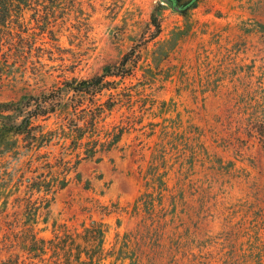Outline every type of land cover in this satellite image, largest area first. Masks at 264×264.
<instances>
[{
  "label": "rangeland",
  "instance_id": "374dc122",
  "mask_svg": "<svg viewBox=\"0 0 264 264\" xmlns=\"http://www.w3.org/2000/svg\"><path fill=\"white\" fill-rule=\"evenodd\" d=\"M2 14L0 102H57L0 141V264H264V0Z\"/></svg>",
  "mask_w": 264,
  "mask_h": 264
},
{
  "label": "trees",
  "instance_id": "16d2710c",
  "mask_svg": "<svg viewBox=\"0 0 264 264\" xmlns=\"http://www.w3.org/2000/svg\"><path fill=\"white\" fill-rule=\"evenodd\" d=\"M171 2V6H176L178 11L182 14L195 7L197 0H169ZM26 2V0H0V13L9 12L16 4L20 5ZM158 9V5L154 6L153 11L150 14V24L154 26L153 37L159 34L160 32V24L155 14V11ZM4 19L3 14L0 15V20ZM10 37H6L5 40H9ZM127 60V59H126ZM124 59L125 64L127 61ZM122 64V65H123ZM106 72H109L106 70ZM110 74V73H109ZM112 75H119V72H112ZM104 74L93 77L87 81H80L74 87L73 90L84 91L87 89H91L92 92H97L102 88L103 85ZM61 91L59 92V96ZM35 102L37 103L34 110L32 112L23 114V108L28 107L31 104L29 101V97L22 96L15 102H0V141L4 140L6 135L8 134H18V135H26L30 133V118L33 117H45L52 112H55L57 99H48L44 100L43 98H35ZM19 119V121H17ZM95 224V223H94ZM95 236L103 235V229L98 226H94ZM89 228H87L88 230ZM92 229V228H90ZM101 241V239L99 240Z\"/></svg>",
  "mask_w": 264,
  "mask_h": 264
},
{
  "label": "water",
  "instance_id": "95a60500",
  "mask_svg": "<svg viewBox=\"0 0 264 264\" xmlns=\"http://www.w3.org/2000/svg\"><path fill=\"white\" fill-rule=\"evenodd\" d=\"M165 3L167 4H170L171 5V2L169 0H163ZM175 10H178V8L176 6L173 7Z\"/></svg>",
  "mask_w": 264,
  "mask_h": 264
}]
</instances>
